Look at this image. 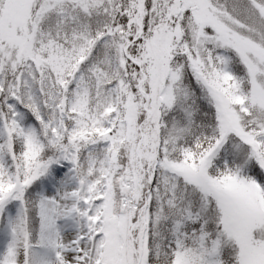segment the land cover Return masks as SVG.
Returning <instances> with one entry per match:
<instances>
[{"label":"snow or ice","instance_id":"6c2138e0","mask_svg":"<svg viewBox=\"0 0 264 264\" xmlns=\"http://www.w3.org/2000/svg\"><path fill=\"white\" fill-rule=\"evenodd\" d=\"M0 264H264V0H0Z\"/></svg>","mask_w":264,"mask_h":264}]
</instances>
